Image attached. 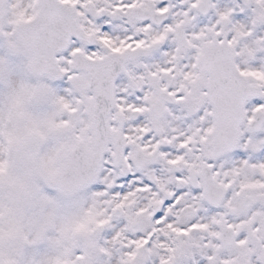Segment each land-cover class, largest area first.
Returning a JSON list of instances; mask_svg holds the SVG:
<instances>
[{"label": "snow or ice", "instance_id": "6c2138e0", "mask_svg": "<svg viewBox=\"0 0 264 264\" xmlns=\"http://www.w3.org/2000/svg\"><path fill=\"white\" fill-rule=\"evenodd\" d=\"M0 264H264V0H0Z\"/></svg>", "mask_w": 264, "mask_h": 264}]
</instances>
